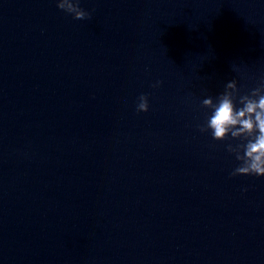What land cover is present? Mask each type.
<instances>
[{
    "label": "water",
    "instance_id": "1",
    "mask_svg": "<svg viewBox=\"0 0 264 264\" xmlns=\"http://www.w3.org/2000/svg\"><path fill=\"white\" fill-rule=\"evenodd\" d=\"M80 6L0 0V264H264V178L198 130L264 81V0Z\"/></svg>",
    "mask_w": 264,
    "mask_h": 264
},
{
    "label": "clouds",
    "instance_id": "2",
    "mask_svg": "<svg viewBox=\"0 0 264 264\" xmlns=\"http://www.w3.org/2000/svg\"><path fill=\"white\" fill-rule=\"evenodd\" d=\"M57 8L71 15L75 20H89L92 12L80 6V0H56ZM92 11H95L93 9ZM163 86L157 81L153 88ZM237 103L240 107H237ZM201 106L211 110L205 124L199 125L202 134L211 133L218 142L241 141L227 144V151L233 154L239 165L232 171L231 177L256 176L264 178V81L251 90L250 94H241L238 82L226 84L218 97L211 96L201 101ZM149 98L141 95L136 106L137 113H148ZM247 191V189H245Z\"/></svg>",
    "mask_w": 264,
    "mask_h": 264
}]
</instances>
